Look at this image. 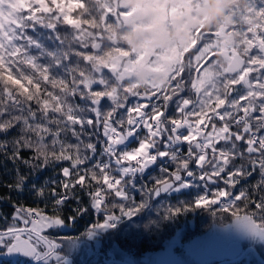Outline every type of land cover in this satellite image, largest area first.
Returning a JSON list of instances; mask_svg holds the SVG:
<instances>
[{"label":"snow or ice","instance_id":"snow-or-ice-1","mask_svg":"<svg viewBox=\"0 0 264 264\" xmlns=\"http://www.w3.org/2000/svg\"><path fill=\"white\" fill-rule=\"evenodd\" d=\"M38 24L74 46L44 51ZM0 169V264H75L60 232L85 217L164 264L200 211L264 247V0H0Z\"/></svg>","mask_w":264,"mask_h":264},{"label":"trees","instance_id":"trees-1","mask_svg":"<svg viewBox=\"0 0 264 264\" xmlns=\"http://www.w3.org/2000/svg\"><path fill=\"white\" fill-rule=\"evenodd\" d=\"M28 34L33 36L35 39H38L41 44L44 46V51H53L56 52L57 55H59L62 51L68 50L70 46H74L75 42L72 39L71 36V30L63 25H58L56 32H52L51 30L40 26L39 24L35 26V28H29ZM57 36H59V39H57ZM32 54L40 56V63L46 64L49 62V58L42 56V53L39 52L37 49H32ZM65 69L61 68L60 70L53 69L54 74H63V71ZM77 103H83L79 99L76 101ZM106 106V105H105ZM99 148V145H98ZM153 175L156 173L153 172ZM51 171L46 172L42 177L41 180L44 178L51 176ZM8 177L4 174L3 169H0V180H7ZM6 194V190L3 188H0V195ZM194 194V192H193ZM30 203V201H27ZM0 210H2L5 213H10L12 210L11 208L4 204L0 205ZM90 217H85L84 220L78 222V224L75 227H72L71 229L62 230L60 232V236H68V237H77L82 236L81 234L84 231L85 226L87 225ZM193 219L194 220V227L193 229L187 230L185 233V236L191 237L194 236L196 233H202L207 229L208 227H211L213 223L216 224H225L228 222L229 219H231L230 214H218L217 218H213L209 213L200 211L197 214H189L186 218H181V222L178 225L180 227L182 224L185 223V221H189ZM210 225V226H209ZM170 234V233H169ZM116 243L119 245L120 249H123L126 253L129 254H136L137 256H141L144 251L154 249H158L153 243H150L148 241H144L143 243L139 244H131L128 240L123 239L122 237L116 238ZM92 244V243H91ZM111 245V242L107 239H104L103 242L99 243L98 245L94 246V250L98 249L101 251H107L109 250V246ZM67 251V248H66ZM72 257L75 260V264H88L86 261H89L90 257L83 254L84 257H81L80 255H76L75 253H71ZM78 254V253H77ZM95 262L96 259H93ZM102 260L100 258V261L96 264L101 263ZM95 264V263H92Z\"/></svg>","mask_w":264,"mask_h":264},{"label":"rangeland","instance_id":"rangeland-1","mask_svg":"<svg viewBox=\"0 0 264 264\" xmlns=\"http://www.w3.org/2000/svg\"><path fill=\"white\" fill-rule=\"evenodd\" d=\"M190 2H194V0H190ZM229 223H231V219H229L228 222L225 224L213 223L211 227H208L207 225V229L204 232L196 233L194 236L192 235L191 237H189V236H185V233L187 230L193 229L194 220L191 219L189 221H185V223L179 227L184 232L185 242L187 243L188 241H195L197 238H202V242L200 244H196V245H192V246L184 248L183 252L182 253L177 252L174 258L182 261L183 264H206V262H208L209 260V256L206 255V249L208 248V243L210 242L209 235L211 234V232H215L217 234L219 233L222 236V238H224L226 243H229V241L235 238V233L232 230L225 228V225ZM68 229H71V228H67V230ZM80 237H81L80 246L75 251H72V253H75L76 255H80L81 257H84L83 256L84 253L89 254V252H92L94 250V246L98 245L99 243H97L96 241H88L83 236H80ZM108 248H109L110 254H112L116 259L120 261L123 260L126 262L123 264H132L133 261L136 260L135 262H137L140 258H143V257L148 258L147 261L142 262L143 264H145V262H150V264H164L165 260L172 259L167 256L159 255L158 254L159 249H154L153 251L146 250L143 252V255L141 256L133 255V257L130 258V254L126 253L123 249H120L119 247L113 248L111 244ZM256 260L250 261L249 259L247 260L244 259V260H241L240 262L230 263V264H261ZM86 262L88 264L93 263V261L90 259L89 261H86Z\"/></svg>","mask_w":264,"mask_h":264},{"label":"flooded vegetation","instance_id":"flooded-vegetation-1","mask_svg":"<svg viewBox=\"0 0 264 264\" xmlns=\"http://www.w3.org/2000/svg\"><path fill=\"white\" fill-rule=\"evenodd\" d=\"M216 234L217 233H212V235H216ZM218 235H220V234H218ZM221 238H222V236H221ZM209 239H210V242L208 243V246L210 243H212L211 237H209ZM223 240H224V238H223ZM229 243H231V242L229 241ZM229 243H226L224 240V244L226 246L229 245ZM241 244L242 245H241L240 252L237 255H234V256H227L226 255L225 257H223L222 259H219V260L212 258L211 256L208 255L209 260H208V262H206V264H217V263H219V264H230V263L240 262L241 260H244V259L245 260L249 259L250 261L257 259L256 261H258L261 264H264V247H261L258 244H248L247 242H242ZM93 245H95V244H93ZM85 255L89 256L90 259H92L91 257H93V259H96L95 262L92 260L93 263H95V264L100 261V258H101L102 262L99 264H115L113 261H111V258H115V257L112 254H110L109 250L101 251V250L95 249L92 252H89V254H85ZM133 255H136V254H132V255L130 254V258H132ZM254 257H255V259H254ZM235 258H237V259L235 260ZM147 260H148L147 257H143V258H140L137 262H135L136 260L133 261L132 264H143L142 262L147 261ZM167 260H165V261H167Z\"/></svg>","mask_w":264,"mask_h":264},{"label":"water","instance_id":"water-1","mask_svg":"<svg viewBox=\"0 0 264 264\" xmlns=\"http://www.w3.org/2000/svg\"><path fill=\"white\" fill-rule=\"evenodd\" d=\"M211 239H212V243H210V245L206 251L207 256L209 255L212 258L219 260V259H222L223 257H225L226 255L227 256H234L240 252L242 244L229 243V245L226 246L224 244L223 238H221L220 235H212ZM235 259H237V258H235ZM111 260L113 262H115V264L126 263L123 260L120 261V260H117L114 258H111Z\"/></svg>","mask_w":264,"mask_h":264},{"label":"clouds","instance_id":"clouds-1","mask_svg":"<svg viewBox=\"0 0 264 264\" xmlns=\"http://www.w3.org/2000/svg\"><path fill=\"white\" fill-rule=\"evenodd\" d=\"M196 26H197L196 23H192V25H191L192 28H195ZM216 26H217V20L216 19L205 21L203 24L205 31L209 30L210 28H214ZM173 38L176 40H183L184 37H183V34L174 32Z\"/></svg>","mask_w":264,"mask_h":264},{"label":"bare ground","instance_id":"bare-ground-1","mask_svg":"<svg viewBox=\"0 0 264 264\" xmlns=\"http://www.w3.org/2000/svg\"><path fill=\"white\" fill-rule=\"evenodd\" d=\"M236 260V259H235ZM220 262V261H219ZM217 264H219V263H217Z\"/></svg>","mask_w":264,"mask_h":264}]
</instances>
